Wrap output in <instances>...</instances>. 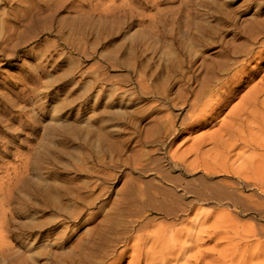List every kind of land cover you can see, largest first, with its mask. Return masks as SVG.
I'll return each mask as SVG.
<instances>
[{
	"label": "rangeland",
	"instance_id": "374dc122",
	"mask_svg": "<svg viewBox=\"0 0 264 264\" xmlns=\"http://www.w3.org/2000/svg\"><path fill=\"white\" fill-rule=\"evenodd\" d=\"M0 264H264V0H0Z\"/></svg>",
	"mask_w": 264,
	"mask_h": 264
},
{
	"label": "bare ground",
	"instance_id": "6f19581e",
	"mask_svg": "<svg viewBox=\"0 0 264 264\" xmlns=\"http://www.w3.org/2000/svg\"><path fill=\"white\" fill-rule=\"evenodd\" d=\"M210 74L211 72H210V70L209 69H207V72L205 73L206 75H204L203 77H202V79L200 80L201 81V85H202V87H200V89L199 90H202L203 89V87L204 86H206L207 88L208 87H211V86H214L215 84H217L218 85V83H219V80L218 79H216V78H213L211 75L209 76V75H207V74ZM232 77V76H231ZM229 78V77H228ZM232 79V78H231ZM229 80V79H228ZM221 81V80H220ZM225 81H226V79L224 80V84H225ZM229 82V81H228ZM212 84H214V85H212ZM222 85V87L221 88H223V84L221 83L220 84V86ZM226 85V84H225ZM225 85H224V87H225ZM206 87H204V88H206ZM206 88V89H207ZM205 89V90H206ZM205 93H206V91H205ZM204 95V94H203ZM198 100V99H197ZM193 106V105H192Z\"/></svg>",
	"mask_w": 264,
	"mask_h": 264
}]
</instances>
